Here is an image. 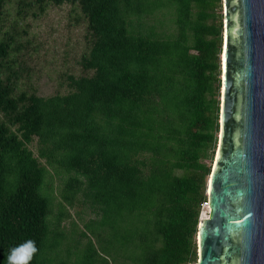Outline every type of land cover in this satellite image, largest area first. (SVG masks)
Segmentation results:
<instances>
[{"label": "trees", "instance_id": "16d2710c", "mask_svg": "<svg viewBox=\"0 0 264 264\" xmlns=\"http://www.w3.org/2000/svg\"><path fill=\"white\" fill-rule=\"evenodd\" d=\"M15 1L20 19L78 8L87 49L65 90L39 94L20 31L1 37L0 0V264L28 239L31 264H50L81 202L95 214L74 223L85 264L195 263L219 142L223 0Z\"/></svg>", "mask_w": 264, "mask_h": 264}, {"label": "water", "instance_id": "95a60500", "mask_svg": "<svg viewBox=\"0 0 264 264\" xmlns=\"http://www.w3.org/2000/svg\"><path fill=\"white\" fill-rule=\"evenodd\" d=\"M218 148L192 264H264V0H223Z\"/></svg>", "mask_w": 264, "mask_h": 264}, {"label": "rangeland", "instance_id": "374dc122", "mask_svg": "<svg viewBox=\"0 0 264 264\" xmlns=\"http://www.w3.org/2000/svg\"><path fill=\"white\" fill-rule=\"evenodd\" d=\"M7 12L1 37H5L9 31L14 33V28L20 31L19 39L26 47L21 51L19 61L29 68L32 76L31 79L23 78L26 86H34L41 95H50L66 89L69 75L83 73L80 60L87 49V32L78 8L73 9L70 4L49 6L44 14L37 17L30 14L20 19L17 17L16 1L8 0ZM220 12L224 14V4ZM14 22H17V26H14ZM32 147L37 153L36 146ZM55 178L57 191L60 183L57 176ZM68 210L71 216L64 221L66 234L60 240L63 248L55 252L50 264L86 263L87 238L82 240L73 228L75 223L83 230L84 223L94 218L95 214L82 202ZM204 216H208V210Z\"/></svg>", "mask_w": 264, "mask_h": 264}, {"label": "clouds", "instance_id": "9594fccd", "mask_svg": "<svg viewBox=\"0 0 264 264\" xmlns=\"http://www.w3.org/2000/svg\"><path fill=\"white\" fill-rule=\"evenodd\" d=\"M37 252L35 241L28 239L9 249L6 264H31Z\"/></svg>", "mask_w": 264, "mask_h": 264}, {"label": "built area", "instance_id": "2783aa9c", "mask_svg": "<svg viewBox=\"0 0 264 264\" xmlns=\"http://www.w3.org/2000/svg\"><path fill=\"white\" fill-rule=\"evenodd\" d=\"M209 209H210V206H209V201H204L203 203H202V206H201V215L203 216L204 215V212L206 211V210H208V213H209ZM206 214V213H205Z\"/></svg>", "mask_w": 264, "mask_h": 264}]
</instances>
